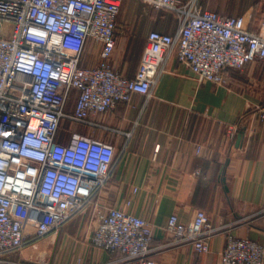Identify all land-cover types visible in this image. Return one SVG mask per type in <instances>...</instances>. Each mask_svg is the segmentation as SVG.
Instances as JSON below:
<instances>
[{
    "label": "built area",
    "instance_id": "built-area-1",
    "mask_svg": "<svg viewBox=\"0 0 264 264\" xmlns=\"http://www.w3.org/2000/svg\"><path fill=\"white\" fill-rule=\"evenodd\" d=\"M138 1L175 13L178 25L172 34L148 32L128 77L111 63L123 0H0V262L82 212L107 184L118 151L76 128H104L93 116L134 94L149 99L172 57L216 85L226 84L229 69L264 64V13L255 20L256 6L222 16L201 0ZM91 43L97 63L82 67ZM98 217L91 244L110 255L104 264H157L155 255L182 246L207 253L223 233L219 264H264L260 243L212 226L203 210L185 223L172 214L161 246L141 217L116 207Z\"/></svg>",
    "mask_w": 264,
    "mask_h": 264
},
{
    "label": "crops",
    "instance_id": "crops-1",
    "mask_svg": "<svg viewBox=\"0 0 264 264\" xmlns=\"http://www.w3.org/2000/svg\"><path fill=\"white\" fill-rule=\"evenodd\" d=\"M176 28L151 23L141 31L135 49L134 38L124 35L132 26L117 30L113 67L133 77L148 32L172 34ZM98 49L90 44L82 67L97 63ZM131 53H136V66L126 71ZM225 76L224 85L199 82L172 57L149 99L134 94L129 102L93 116L104 128H76L118 151L107 184L82 212L46 236L29 239L0 264H104L110 255L94 247L91 237L99 213L109 207L147 220L153 226V246L168 241L165 228L172 214L185 223L203 210L212 226L229 228L236 237L264 248V64L254 61L227 70ZM76 95L73 91V98ZM240 130L244 135L236 148ZM31 233L29 228L27 237ZM224 244L225 233L210 241L207 253L182 246L154 258L157 264H219Z\"/></svg>",
    "mask_w": 264,
    "mask_h": 264
},
{
    "label": "rangeland",
    "instance_id": "rangeland-1",
    "mask_svg": "<svg viewBox=\"0 0 264 264\" xmlns=\"http://www.w3.org/2000/svg\"><path fill=\"white\" fill-rule=\"evenodd\" d=\"M200 5L204 6L206 10L215 11L224 16H238L250 5H254L256 6L255 20H260L264 13V0H201ZM151 23L158 24L160 28L166 30H173L178 25V16L167 10L154 11L147 8L143 11L138 0H123L122 9L117 19V30H123L125 26H132V32H126L124 35L134 38L131 39L134 49L137 47L141 31L149 29ZM136 61V53H131L130 58L126 61L125 70L134 68Z\"/></svg>",
    "mask_w": 264,
    "mask_h": 264
},
{
    "label": "water",
    "instance_id": "water-1",
    "mask_svg": "<svg viewBox=\"0 0 264 264\" xmlns=\"http://www.w3.org/2000/svg\"><path fill=\"white\" fill-rule=\"evenodd\" d=\"M244 135V130H240L237 132V136H236V141H235V147L238 148L240 146V143L242 141ZM223 183L225 182L224 178H223Z\"/></svg>",
    "mask_w": 264,
    "mask_h": 264
}]
</instances>
